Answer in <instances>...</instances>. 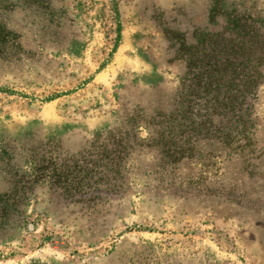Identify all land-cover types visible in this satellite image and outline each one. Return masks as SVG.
I'll list each match as a JSON object with an SVG mask.
<instances>
[{
    "label": "rangeland",
    "instance_id": "1",
    "mask_svg": "<svg viewBox=\"0 0 264 264\" xmlns=\"http://www.w3.org/2000/svg\"><path fill=\"white\" fill-rule=\"evenodd\" d=\"M230 19L263 21L264 0H0V264H264V87L244 149L200 143L171 166L147 146L181 41ZM120 136L124 191L15 192L42 157L83 173Z\"/></svg>",
    "mask_w": 264,
    "mask_h": 264
},
{
    "label": "trees",
    "instance_id": "2",
    "mask_svg": "<svg viewBox=\"0 0 264 264\" xmlns=\"http://www.w3.org/2000/svg\"><path fill=\"white\" fill-rule=\"evenodd\" d=\"M180 51L187 71L176 107L170 114L147 122L157 129L147 146L156 148L162 161L171 166L197 155L202 159L200 150L195 149L200 143H214L218 154L244 149L249 143L245 141L256 129V106L264 87V20L230 19L220 32L198 30L196 43L187 45L182 40ZM139 120L135 115L128 119L131 124ZM116 146L115 151L104 149L102 155H91L83 173L74 170L68 162L58 170L56 163L42 157L29 175L21 179L20 182L26 179L24 186L16 187L15 192L25 195L24 188L31 190L43 181H48L52 189L64 190L72 202L101 199L77 198L91 192H122L126 184L123 137H118ZM119 146L124 151H119ZM6 197L8 201L13 199V207L21 203L13 196ZM3 210L10 213L7 207Z\"/></svg>",
    "mask_w": 264,
    "mask_h": 264
}]
</instances>
